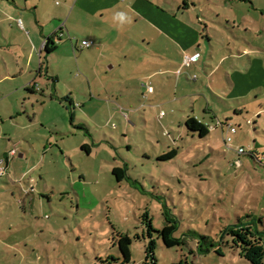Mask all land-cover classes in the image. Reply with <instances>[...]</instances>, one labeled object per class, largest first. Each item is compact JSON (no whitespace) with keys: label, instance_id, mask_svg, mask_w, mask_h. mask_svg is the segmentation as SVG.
Wrapping results in <instances>:
<instances>
[{"label":"rangeland","instance_id":"rangeland-1","mask_svg":"<svg viewBox=\"0 0 264 264\" xmlns=\"http://www.w3.org/2000/svg\"><path fill=\"white\" fill-rule=\"evenodd\" d=\"M120 1L104 9L82 0L74 13L64 5L49 60L55 102L35 105L33 124V111L23 113L27 127L0 148V161L18 148L0 179V223L14 226L7 235L20 245L15 264H145V212L162 232L153 233L157 264H249L228 239L224 256L198 254L195 236L219 241L239 216H264V0H150L168 31L160 39ZM84 40L96 43L76 50ZM196 49L202 59L178 76L183 50ZM192 117L210 126L205 139L187 131ZM228 121L241 126L232 143ZM257 145L263 165L237 152ZM174 149L175 159L158 161ZM125 165L129 178L118 182L112 170Z\"/></svg>","mask_w":264,"mask_h":264},{"label":"crops","instance_id":"crops-1","mask_svg":"<svg viewBox=\"0 0 264 264\" xmlns=\"http://www.w3.org/2000/svg\"><path fill=\"white\" fill-rule=\"evenodd\" d=\"M93 1H95V5H100L101 8L114 5L119 6L118 2H121L120 0ZM104 1H108L109 5L105 4ZM122 1L127 2V0ZM52 2H56L57 6L62 7V11L57 13L54 12ZM81 2L82 0H61V2L57 0H0V148L3 146L6 149L7 144L12 141L11 139L17 136L16 132L21 129L24 130L21 127L25 126L20 123L21 119L24 117L23 113L31 116L33 111V117L28 118V122L33 124L37 119L35 105L41 104L45 110L48 104H54L55 92H58V90L55 87L53 79V83H51V78L48 76V73L52 68L49 60L55 54L56 49L54 48L51 54H46L45 45L50 37H54V35L57 34V32H55L57 23L60 22L59 19L64 18L63 15H59V13L63 11L66 12V4H73L74 13L76 6ZM128 5L134 10V14L138 21L143 20L147 21L149 25L152 24L151 27L154 29L157 38L160 39L166 36L168 31L161 26L160 20L156 19L158 17H156L154 13L155 8L159 11L162 10L160 5L154 4L150 0H142V2L130 0ZM163 14H166V11L163 12ZM106 15L105 13L102 16ZM174 19L176 18L174 17ZM64 26L70 40L73 41L74 39L71 38V33L67 28V24ZM64 37H66V35ZM93 39L96 42L98 41L96 36H92V40ZM54 42L56 41L53 40L50 46L53 45ZM77 42L78 44L80 43L79 41ZM78 44L76 50L81 51L93 46L81 48ZM196 52L200 53L198 49L194 52L183 50L180 60L181 65L179 69H177L178 76L182 73L184 56L194 55ZM99 56L103 58L106 54L105 52H100ZM124 59H129V57L124 56ZM201 59L202 55L195 65H197ZM107 60L112 61L108 57ZM179 70H181L180 73H178ZM139 71L148 72L143 69H139ZM160 72L164 73V71ZM146 78L153 80L152 75L149 74ZM148 94L155 95L156 89L153 88V92ZM108 98L111 99V101L119 102V99L114 98V96H109ZM235 100L238 102L240 101V99L236 98ZM69 101L70 103L67 102L69 106L74 104L76 109L77 103L75 100L69 98ZM29 104L31 105V109L27 108ZM69 106H66V109L70 111V108H68ZM9 123L11 124L9 126L13 129L12 132L6 129ZM17 150L18 148L5 153L4 159H7V161L4 166L7 165V169H9L10 164L17 157ZM1 178L3 177H0V179ZM13 228L14 226L10 225L7 230L6 226L0 223V264H15L16 259L20 256L21 251L18 239H10L7 235L10 232V234H12L11 230Z\"/></svg>","mask_w":264,"mask_h":264},{"label":"trees","instance_id":"trees-1","mask_svg":"<svg viewBox=\"0 0 264 264\" xmlns=\"http://www.w3.org/2000/svg\"><path fill=\"white\" fill-rule=\"evenodd\" d=\"M54 37H50L45 45V53L51 54L54 51V48L50 46V44L53 42ZM210 43V39L208 40ZM198 53V52H196ZM201 54V53H200ZM68 103H70L69 98L62 99ZM72 104V103H71ZM70 104V105H71ZM70 111H73L75 109L74 104H72L70 107ZM250 114V111L248 109H244L240 115H243V113ZM238 116L239 114L236 113ZM239 115V116H240ZM72 123H74V113H70ZM254 117V114H253ZM247 124L250 125V120H246ZM231 124L230 121H228L225 124H222L223 130L225 131V127H228V125ZM233 124V123H232ZM256 124V122H255ZM186 129L189 133L192 135H198L200 139H205L211 132V128L209 125L202 123L201 121L197 120L196 118H189L187 122L185 123ZM237 128V133L241 126L235 125ZM241 147V146H240ZM82 149L87 153L91 154L92 150L91 147L87 144L83 145ZM248 155L251 157L256 163H259L263 165L262 159L259 157L260 151L257 146H253L250 148V151L243 155ZM178 156L177 150H171L167 154L162 155L159 157L158 161L160 162H168L173 159H175ZM7 161V159H5ZM127 165L124 167H114L112 170V174L117 178L118 182H122L125 179H128V173H127ZM169 213H165V220L168 224V227L172 228V231L177 230L178 222L169 216ZM142 225L145 227L147 236L149 238V242L146 245L145 248V264H157L156 259V240L154 238L153 233L161 235L162 232L157 231L154 228L153 221L150 217L149 212H145L141 216ZM222 239L219 241L212 240L211 237L208 236H202L197 234L195 236L196 240L198 241L197 244V253L200 255H207L212 250L216 251L217 254L220 256H224L225 252L222 248V245L225 242V239L227 240V244L231 245V248L234 250H237L239 252V255L241 258L245 259L249 264H264V216L257 217L254 214H247L245 216H239L237 218V221L232 224L228 225L224 231L222 232ZM140 236L137 235V238ZM227 237V238H226ZM186 241L183 240L182 244H185ZM194 251H191V254H194ZM124 254V252H123ZM115 262H117L116 259H114ZM127 261L124 260L122 264H125ZM179 264H190L188 260H181ZM192 264V263H191Z\"/></svg>","mask_w":264,"mask_h":264},{"label":"built area","instance_id":"built-area-1","mask_svg":"<svg viewBox=\"0 0 264 264\" xmlns=\"http://www.w3.org/2000/svg\"><path fill=\"white\" fill-rule=\"evenodd\" d=\"M92 45H93V42H91V41H83L81 48H89ZM200 57H201L200 53H195L194 55H185L184 59H183L182 67L193 66L195 63L198 62ZM180 72H181V70L178 71V73H180ZM143 86L147 89L148 93L153 92V87H152L151 83L143 84ZM227 131L229 134L227 135L226 142L232 143L233 142V136L237 134V128L234 126V124L231 123L228 125ZM237 149H238L237 152L239 155H243L246 153V150L244 147H238ZM5 162H6L5 159L0 161V177L6 173V168L4 166ZM239 164H241V163L239 162Z\"/></svg>","mask_w":264,"mask_h":264}]
</instances>
